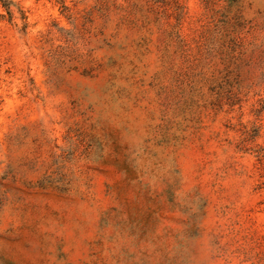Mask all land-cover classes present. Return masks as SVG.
<instances>
[{"label": "rangeland", "instance_id": "obj_1", "mask_svg": "<svg viewBox=\"0 0 264 264\" xmlns=\"http://www.w3.org/2000/svg\"><path fill=\"white\" fill-rule=\"evenodd\" d=\"M7 1L0 264H264V0Z\"/></svg>", "mask_w": 264, "mask_h": 264}, {"label": "trees", "instance_id": "obj_2", "mask_svg": "<svg viewBox=\"0 0 264 264\" xmlns=\"http://www.w3.org/2000/svg\"><path fill=\"white\" fill-rule=\"evenodd\" d=\"M1 2L3 3V5H4L8 10H10V4H11V1L1 0ZM25 27H26V25H25Z\"/></svg>", "mask_w": 264, "mask_h": 264}]
</instances>
